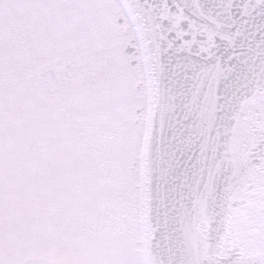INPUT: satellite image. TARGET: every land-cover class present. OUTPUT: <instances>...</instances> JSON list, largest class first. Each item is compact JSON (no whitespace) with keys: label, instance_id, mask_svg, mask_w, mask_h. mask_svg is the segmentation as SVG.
<instances>
[{"label":"snow or ice","instance_id":"obj_1","mask_svg":"<svg viewBox=\"0 0 264 264\" xmlns=\"http://www.w3.org/2000/svg\"><path fill=\"white\" fill-rule=\"evenodd\" d=\"M0 264H264V0H0Z\"/></svg>","mask_w":264,"mask_h":264}]
</instances>
